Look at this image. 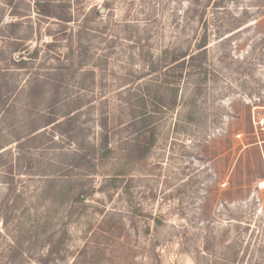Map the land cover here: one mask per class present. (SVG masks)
<instances>
[{"label": "rangeland", "instance_id": "rangeland-1", "mask_svg": "<svg viewBox=\"0 0 264 264\" xmlns=\"http://www.w3.org/2000/svg\"><path fill=\"white\" fill-rule=\"evenodd\" d=\"M263 181L264 0H0V264H264Z\"/></svg>", "mask_w": 264, "mask_h": 264}, {"label": "trees", "instance_id": "trees-1", "mask_svg": "<svg viewBox=\"0 0 264 264\" xmlns=\"http://www.w3.org/2000/svg\"><path fill=\"white\" fill-rule=\"evenodd\" d=\"M206 46V40H203V42L200 45V48H204Z\"/></svg>", "mask_w": 264, "mask_h": 264}, {"label": "built area", "instance_id": "built-area-1", "mask_svg": "<svg viewBox=\"0 0 264 264\" xmlns=\"http://www.w3.org/2000/svg\"><path fill=\"white\" fill-rule=\"evenodd\" d=\"M258 188L259 189H264V181L261 184H259Z\"/></svg>", "mask_w": 264, "mask_h": 264}]
</instances>
